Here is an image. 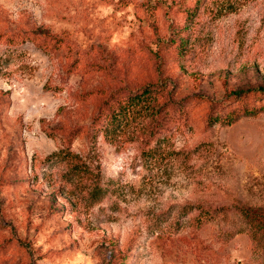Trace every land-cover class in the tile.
Returning a JSON list of instances; mask_svg holds the SVG:
<instances>
[{
  "label": "rangeland",
  "instance_id": "374dc122",
  "mask_svg": "<svg viewBox=\"0 0 264 264\" xmlns=\"http://www.w3.org/2000/svg\"><path fill=\"white\" fill-rule=\"evenodd\" d=\"M147 87L173 122L90 140ZM259 87L264 0H0V264H264L234 209L264 208V114L209 121Z\"/></svg>",
  "mask_w": 264,
  "mask_h": 264
},
{
  "label": "trees",
  "instance_id": "16d2710c",
  "mask_svg": "<svg viewBox=\"0 0 264 264\" xmlns=\"http://www.w3.org/2000/svg\"><path fill=\"white\" fill-rule=\"evenodd\" d=\"M199 1L200 0H196L197 4ZM192 15V12L188 10L186 16L191 18ZM33 38L34 39L29 41H33L39 46H41V41L43 47L48 45L47 40L41 39L38 35H34ZM26 39L28 38H17L16 40L13 39L12 42L13 44H17L18 42H26ZM58 47V42H55L53 46H50V49L53 50ZM180 51H182V49ZM157 95L158 91L150 87L145 88L141 93L129 95L128 97L112 95L103 103L101 111L89 128H78L75 130L76 132L70 131V135H74L78 131L82 132L86 129V131L89 132L90 140H94L103 128L105 129V133H107L109 131V126L120 125L123 120V113L127 112L129 109H136L139 107H141V110L149 111L148 116L152 117L153 120L157 122L160 129H164L169 123L173 122V114H171V112L160 113V111H163V106H160L159 108L155 105L151 106V103L155 102ZM263 102L264 87L234 91L231 93L230 100L227 101L226 107H229L231 104H237L238 106L231 110H220L218 109V103H211L209 121L211 124L219 123L222 125H231L244 117L259 116L264 114ZM101 120L103 122L102 124ZM63 155L64 157L69 158L71 156L68 151ZM234 209L238 211L252 227L254 232L253 237L257 238V240L264 246V208L234 205Z\"/></svg>",
  "mask_w": 264,
  "mask_h": 264
}]
</instances>
